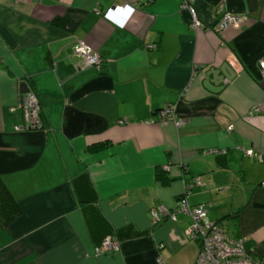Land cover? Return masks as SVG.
<instances>
[{
	"label": "crops",
	"instance_id": "0c3cea01",
	"mask_svg": "<svg viewBox=\"0 0 264 264\" xmlns=\"http://www.w3.org/2000/svg\"><path fill=\"white\" fill-rule=\"evenodd\" d=\"M127 2L129 17L104 16ZM195 4L204 26L181 0H0V176L22 207L0 227V264H196L189 213L152 222L184 195L264 257V0ZM224 11L241 26L218 30ZM78 38L99 67L80 66ZM22 81L47 126L16 128ZM166 103L184 124L158 119ZM111 233L120 248L97 253Z\"/></svg>",
	"mask_w": 264,
	"mask_h": 264
},
{
	"label": "built area",
	"instance_id": "2783aa9c",
	"mask_svg": "<svg viewBox=\"0 0 264 264\" xmlns=\"http://www.w3.org/2000/svg\"><path fill=\"white\" fill-rule=\"evenodd\" d=\"M196 0H181V8L189 11L191 23L194 26H204L200 16L198 15ZM136 7L130 3L114 4L108 7L104 12V16L110 19H116L118 16L131 15ZM117 20V19H116ZM243 17L241 14L224 11L218 19L217 29L223 31L229 27L239 28L242 24ZM126 21V19H125ZM125 21L122 24H125ZM151 47L155 44H150ZM73 51L81 56L80 66L95 65L100 66L102 56L98 50L84 38H78L74 45ZM230 62L235 66L239 65V61L232 54ZM260 67L264 78V60L260 61ZM28 90L22 92L20 107L24 113V122L16 125L17 129H28L33 127H41L43 122L40 116L41 103L35 89L27 84ZM259 109L260 105L254 106ZM158 119H173L176 125L181 126L185 123V119L178 116L175 107L171 103H166L158 110ZM233 128V125L230 126ZM246 153L253 154L252 148L246 149ZM260 160L264 161V156L258 154ZM204 183L201 175L193 177L192 181L186 183V192H191L194 185H202ZM189 213L192 216V222L188 227V233L192 238L198 241L200 251L196 260V264H264V257L254 258L247 250L244 240L245 237L232 238L226 232L222 223L218 220L206 221L208 209L205 203H198L190 206L187 196L180 198V202L175 208H169L166 205H159L152 210V222L157 223L164 218L176 220L178 213ZM120 248V241L114 234H108L97 247L96 252L114 251Z\"/></svg>",
	"mask_w": 264,
	"mask_h": 264
},
{
	"label": "trees",
	"instance_id": "16d2710c",
	"mask_svg": "<svg viewBox=\"0 0 264 264\" xmlns=\"http://www.w3.org/2000/svg\"><path fill=\"white\" fill-rule=\"evenodd\" d=\"M40 116L43 122L41 127L47 126L48 123L45 119V113L43 111L42 105L40 109ZM157 178L163 183H167L171 180L166 172L161 169H158L157 171ZM21 213L22 207L19 200L13 195L3 178L0 176V227H8L19 215H21Z\"/></svg>",
	"mask_w": 264,
	"mask_h": 264
},
{
	"label": "water",
	"instance_id": "95a60500",
	"mask_svg": "<svg viewBox=\"0 0 264 264\" xmlns=\"http://www.w3.org/2000/svg\"><path fill=\"white\" fill-rule=\"evenodd\" d=\"M230 73H231V71H230ZM225 75H227V74H225ZM221 80H220V82H225V83H228L229 82V80L231 79L230 78V75H227V77L225 78V76H223V77H221L220 78ZM217 84V83H216ZM21 88H22V92H25V91H27L28 90V87H27V82L26 81H22L21 82ZM33 128H37V127H33ZM187 183V182H186Z\"/></svg>",
	"mask_w": 264,
	"mask_h": 264
}]
</instances>
